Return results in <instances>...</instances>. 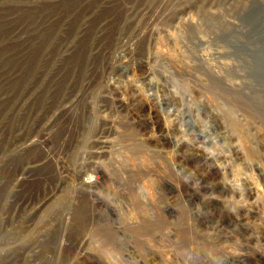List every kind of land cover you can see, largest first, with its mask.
<instances>
[{"label": "rangeland", "instance_id": "374dc122", "mask_svg": "<svg viewBox=\"0 0 264 264\" xmlns=\"http://www.w3.org/2000/svg\"><path fill=\"white\" fill-rule=\"evenodd\" d=\"M0 264H264V0H0Z\"/></svg>", "mask_w": 264, "mask_h": 264}]
</instances>
